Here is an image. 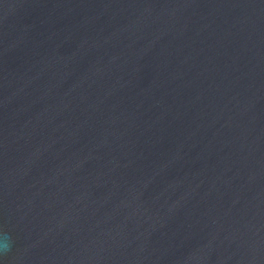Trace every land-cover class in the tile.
Returning a JSON list of instances; mask_svg holds the SVG:
<instances>
[{
    "label": "water",
    "instance_id": "95a60500",
    "mask_svg": "<svg viewBox=\"0 0 264 264\" xmlns=\"http://www.w3.org/2000/svg\"><path fill=\"white\" fill-rule=\"evenodd\" d=\"M0 264H264V0H0Z\"/></svg>",
    "mask_w": 264,
    "mask_h": 264
},
{
    "label": "clouds",
    "instance_id": "9594fccd",
    "mask_svg": "<svg viewBox=\"0 0 264 264\" xmlns=\"http://www.w3.org/2000/svg\"><path fill=\"white\" fill-rule=\"evenodd\" d=\"M11 249V238L8 236L7 233L3 234V244L2 247H0V251L3 253H7Z\"/></svg>",
    "mask_w": 264,
    "mask_h": 264
}]
</instances>
